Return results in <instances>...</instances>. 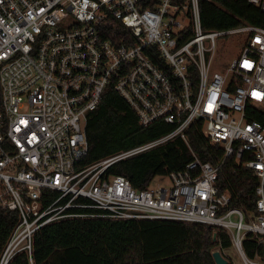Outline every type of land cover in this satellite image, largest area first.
<instances>
[{
	"label": "built area",
	"instance_id": "2783aa9c",
	"mask_svg": "<svg viewBox=\"0 0 264 264\" xmlns=\"http://www.w3.org/2000/svg\"><path fill=\"white\" fill-rule=\"evenodd\" d=\"M247 1L264 12V0ZM235 34L240 43L227 49ZM109 86L142 125L173 130L84 165L87 115ZM197 121L224 149L218 164L195 155L160 188L107 174L117 161L186 139ZM233 154L259 178L253 211L231 207L217 185ZM0 209L19 215L0 264L20 252L33 260L37 231L78 217L221 229L241 264H264L244 247L249 235L264 242V26L207 29L201 0H0Z\"/></svg>",
	"mask_w": 264,
	"mask_h": 264
},
{
	"label": "trees",
	"instance_id": "16d2710c",
	"mask_svg": "<svg viewBox=\"0 0 264 264\" xmlns=\"http://www.w3.org/2000/svg\"><path fill=\"white\" fill-rule=\"evenodd\" d=\"M201 14L207 29L227 30L243 23L264 26V12L247 0H201ZM116 24V25H115ZM120 27L119 23H112ZM173 126L157 121L148 126L112 86L102 102L87 115L89 152L84 165H92L121 151L159 139ZM187 138L180 136L148 151L115 162L107 174L125 176L133 187L145 189L158 176L185 170L195 155L202 162L218 164L224 149L212 145L201 131V122L192 123ZM236 154L224 160L217 185L231 195V207L255 210L259 178ZM19 215L0 209V257ZM214 236L216 241H214ZM232 246L227 232L200 224L171 220L106 218H65L49 223L33 239V256L20 252L8 264H216L213 252L220 248L227 258ZM247 254L264 255V242L249 235ZM32 261V262H31Z\"/></svg>",
	"mask_w": 264,
	"mask_h": 264
},
{
	"label": "rangeland",
	"instance_id": "374dc122",
	"mask_svg": "<svg viewBox=\"0 0 264 264\" xmlns=\"http://www.w3.org/2000/svg\"><path fill=\"white\" fill-rule=\"evenodd\" d=\"M241 35L243 34L232 35L226 42H224L227 44V49H230L233 46L238 45L240 43V39L238 37H240ZM170 184H171V181L169 178L165 176H158L152 181L151 187L160 188L161 186H170ZM226 253L232 256L234 260L237 262V264H241V259L239 258L238 253L234 250L233 247H230L229 249H227Z\"/></svg>",
	"mask_w": 264,
	"mask_h": 264
},
{
	"label": "water",
	"instance_id": "95a60500",
	"mask_svg": "<svg viewBox=\"0 0 264 264\" xmlns=\"http://www.w3.org/2000/svg\"><path fill=\"white\" fill-rule=\"evenodd\" d=\"M214 241H216L215 236H214ZM213 258L216 264H228V260L223 256L220 250H215L213 252Z\"/></svg>",
	"mask_w": 264,
	"mask_h": 264
}]
</instances>
